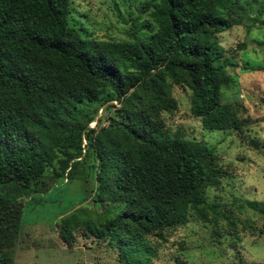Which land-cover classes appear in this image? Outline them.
Masks as SVG:
<instances>
[{
  "label": "trees",
  "instance_id": "16d2710c",
  "mask_svg": "<svg viewBox=\"0 0 264 264\" xmlns=\"http://www.w3.org/2000/svg\"><path fill=\"white\" fill-rule=\"evenodd\" d=\"M71 3L0 0V264H15L24 199L76 178L94 179L95 205L65 217L64 232L88 228L117 248L118 264H155L173 229L218 225L207 190L225 175L205 142L167 133L163 113L179 108L172 84L191 91L204 128L243 133L248 110L222 95L232 63L212 37L257 2L150 0L148 32L128 40L85 37L70 24ZM109 101L116 115L100 113ZM50 169L55 183L42 190Z\"/></svg>",
  "mask_w": 264,
  "mask_h": 264
},
{
  "label": "rangeland",
  "instance_id": "374dc122",
  "mask_svg": "<svg viewBox=\"0 0 264 264\" xmlns=\"http://www.w3.org/2000/svg\"><path fill=\"white\" fill-rule=\"evenodd\" d=\"M149 1L72 0L69 21L90 38L145 36L151 20ZM255 1L245 5L251 11L242 24L212 37L225 49L222 60L232 63L226 69L233 81L223 87L222 95L241 99L247 107L250 125L245 131L204 128L191 112V91L172 84L179 108L163 113L167 133L205 142L216 152L225 175L220 185L207 190L209 202L220 206L218 225L191 219L173 229L165 240L158 239L155 264H264V147L256 150L249 142L256 137L264 144V0ZM112 102L120 105L109 101L100 113L116 115L115 107L108 106ZM54 183L50 169L41 188ZM55 186L45 195L24 199L22 231L12 251L15 264H118L117 248L95 238L88 228L64 232L65 217L81 205L94 207V179L76 178Z\"/></svg>",
  "mask_w": 264,
  "mask_h": 264
}]
</instances>
